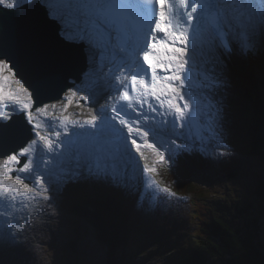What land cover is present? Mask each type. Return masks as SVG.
<instances>
[{
    "label": "snow or ice",
    "instance_id": "1",
    "mask_svg": "<svg viewBox=\"0 0 264 264\" xmlns=\"http://www.w3.org/2000/svg\"><path fill=\"white\" fill-rule=\"evenodd\" d=\"M34 2L37 10L22 27L17 13L30 10ZM169 3L0 0V167L6 169L3 175L14 177L7 183L0 179V191H19L17 180L48 191L70 155L75 166L62 174L63 182L87 181L132 194L137 168L144 174L157 171L146 163L149 150L157 161L171 163L169 149L161 151L159 136L179 139L197 115L208 116L210 128L223 127L229 66L237 55L234 42L241 45V53L264 48V0H172L179 12L167 11ZM148 4L156 6L154 17ZM131 53L142 63L143 74L125 79L113 75L110 90L116 95L97 109L98 114L41 135L32 112H46L42 96L53 99V93L79 90L77 80L95 67L97 55L102 61L106 56L119 58L123 64V56ZM81 59L84 68L69 85ZM82 99L93 102L90 96ZM41 142L45 148L37 152L34 146Z\"/></svg>",
    "mask_w": 264,
    "mask_h": 264
},
{
    "label": "trees",
    "instance_id": "2",
    "mask_svg": "<svg viewBox=\"0 0 264 264\" xmlns=\"http://www.w3.org/2000/svg\"><path fill=\"white\" fill-rule=\"evenodd\" d=\"M256 69L232 66L229 76L235 107L245 119L240 151L247 161L228 159L212 165L200 158L181 159L163 175V182L178 195L158 208L151 194L143 202L138 195L128 200L121 194L110 201L99 191L104 196L100 199L82 190L84 186L65 193L64 208L82 218L97 240L109 247L107 264H133L137 257L147 259L150 251L162 264H264V72L255 73ZM229 174L234 178L226 179ZM198 176L211 191L206 197L210 191L196 183ZM240 176H247L246 192L230 199L228 184ZM152 187L155 196L159 184ZM219 207L230 208L241 218L232 219Z\"/></svg>",
    "mask_w": 264,
    "mask_h": 264
},
{
    "label": "rangeland",
    "instance_id": "3",
    "mask_svg": "<svg viewBox=\"0 0 264 264\" xmlns=\"http://www.w3.org/2000/svg\"><path fill=\"white\" fill-rule=\"evenodd\" d=\"M262 50L264 51V48H262ZM229 96H231V98ZM229 98L231 101L227 102ZM235 102L236 100H234L233 92L227 91L225 97L226 117L228 119L229 114L234 116L233 118L228 119L230 129H233L232 125L234 124V122L232 124L231 119L233 121L237 120V123L243 125L245 124V119H241L239 115L240 112L235 107ZM42 113H45L43 114V117L46 116L49 119H53L51 116H49V109H47L46 112H41L40 115H42ZM237 117L239 118L237 119ZM78 118V115L71 114L68 116L67 121H65L63 118H59V120L62 126V124L64 125L65 123L71 125V123ZM237 123L235 122V127L237 126ZM224 124V127H216V129L219 131L222 129V133L228 132L229 129L227 128V123ZM244 129H246V124ZM240 132L241 130L238 131L239 134ZM244 137L245 136L243 133L242 138ZM187 141L192 142L191 138H188ZM239 141L240 136L238 137L237 134V136L235 135V137H233L232 140L227 144L228 146L230 145L228 147V153H233L239 162H244L247 161L246 158L239 159L236 155V152L240 151ZM192 151L193 150H189V153L191 154ZM213 152L214 154L218 153L216 150H213ZM146 154L149 153L147 152ZM216 157L218 158L217 155ZM217 158L212 159L217 160ZM3 163L4 158H0V164L2 165ZM199 178L200 176L197 178V180L195 179L197 181L196 183L202 189L207 188L205 185H203L206 183V180ZM218 178H220L219 181H225L221 176H218ZM246 180L247 176H240L228 184L230 190L232 191V197H229L230 199L236 200L239 199L241 195L245 194L247 187ZM9 181H11L10 177L5 176V182L7 183ZM20 182L21 180L16 181L17 185H19V191L13 192L11 194L15 197L13 199V204L15 206H21V208H26L27 206L25 203H32L35 200V198H27L24 194V189L31 187L32 184L27 182L24 185H21ZM21 188L23 189L22 195ZM205 190L208 191L209 188ZM35 193L36 196L41 195V192L38 193L35 191ZM209 193H211V191L205 193V197L208 196ZM222 194V191H218L217 193V195L220 196ZM45 197L48 196H44L42 198V204L40 201H38V203L50 210V214H47L46 211L43 214L33 213L31 218H28L26 225L19 227L23 229V231L19 232V234L17 233L19 228L13 229L11 231V235L7 231L2 230V227H0V237L3 238L0 239V264H107L109 259L108 250L110 251L109 247L107 248L103 243L97 240L94 232L88 229L89 227L86 226V223L82 218L73 217L69 215L68 211L62 209V207L59 205L63 202L61 192L54 193V195L51 196V199H46ZM213 198L218 197L212 195V199ZM225 203L228 204L229 202L226 201ZM219 211L227 213L230 217H232V219L241 218V216L235 215L230 208L226 209L224 207ZM50 215L53 216V218L48 217ZM7 216H10V212L5 213L4 216H0V220L8 225L9 222L6 219ZM262 227L264 228V225ZM32 228H34L33 231ZM262 232H264L263 229ZM12 237H15L14 241H11ZM150 253L151 254L147 259L137 257L131 260V262L133 264H162L164 262H159L157 259L158 255H156L153 251H150ZM150 258L152 260H150Z\"/></svg>",
    "mask_w": 264,
    "mask_h": 264
},
{
    "label": "bare ground",
    "instance_id": "4",
    "mask_svg": "<svg viewBox=\"0 0 264 264\" xmlns=\"http://www.w3.org/2000/svg\"><path fill=\"white\" fill-rule=\"evenodd\" d=\"M135 59H136V57H135ZM84 65V64H83ZM109 83H106L105 85L107 86ZM109 87V86H108ZM229 87H230V84H229ZM56 95V94H55ZM44 98H46V99H48V97L47 96H43V97H41V99H43L44 100ZM1 158V157H0ZM3 158V157H2ZM142 181V179L141 178H139V179H137V182L138 181ZM23 188V187H22ZM78 188L79 187H77L76 188V191L78 192ZM82 190H84V191H86V192H89V193H91L92 195H94V196H97V197H99L100 199H101V196H103V195H101L100 194V192L99 191H97L94 187H92V186H89V185H86V186H84L83 188H81ZM104 197V196H103ZM97 199V198H96ZM64 200L65 199H63V204H64ZM36 204H38V205H40V207L43 209L44 208V206L43 205H41L40 203H36ZM45 205V204H44ZM53 217V216H52ZM2 219V218H1ZM48 221V220H47ZM46 221V222H47ZM2 226H3V228L5 229V230H9V229H7V227H5L3 224H2ZM36 227H38V226H36ZM2 229V228H1ZM29 229V228H28ZM34 230V228H32V231ZM39 230V229H38ZM30 231H31V228H30ZM43 231V230H42ZM9 232H11V230H9Z\"/></svg>",
    "mask_w": 264,
    "mask_h": 264
},
{
    "label": "water",
    "instance_id": "5",
    "mask_svg": "<svg viewBox=\"0 0 264 264\" xmlns=\"http://www.w3.org/2000/svg\"><path fill=\"white\" fill-rule=\"evenodd\" d=\"M6 11V10H5ZM79 65V63L77 64V66ZM73 74H74V72H73Z\"/></svg>",
    "mask_w": 264,
    "mask_h": 264
}]
</instances>
